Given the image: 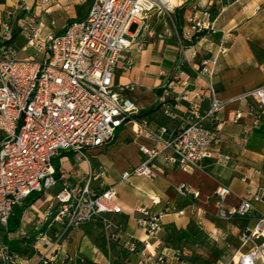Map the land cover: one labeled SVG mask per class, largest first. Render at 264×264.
<instances>
[{
	"label": "built area",
	"instance_id": "obj_1",
	"mask_svg": "<svg viewBox=\"0 0 264 264\" xmlns=\"http://www.w3.org/2000/svg\"><path fill=\"white\" fill-rule=\"evenodd\" d=\"M48 0H40L47 3ZM174 0H92L85 19L71 23L63 32L41 34L36 14L23 0L14 7L9 18L0 22V230L9 233V220L15 207L33 194L44 195L62 181L60 190L41 212L36 222L33 249L39 251L34 264H51L53 252L58 251L73 229L99 220L109 238L112 226L102 218L104 214H119L118 192L115 185L99 191L91 188L94 179L103 178L100 167H89L83 182L72 185L61 167L54 161L62 152H70L78 164L89 165L87 152L110 143L116 132L133 120L138 110L127 96L132 86L114 87V71L123 63L126 69L131 61L125 57L133 42L129 34L132 23L143 21L147 15L158 12L170 14ZM194 8L187 19L189 43L201 35H215L214 19L209 9ZM18 11L23 18H16ZM50 25H53L51 22ZM18 30L21 45L16 46L14 33ZM32 50L38 57L28 55ZM182 64L191 65L198 56L195 45L179 41ZM228 52L223 41L211 57L200 61L194 70L197 79L205 84L206 96L186 94L172 97L169 87L159 94L161 106L170 101L188 103L187 113L174 134L165 127L157 132L147 129L146 121L137 128L151 147L139 146L142 162L121 175V182L131 177L153 179L159 167H176L182 170L199 168L212 157L218 139L214 123L228 102L216 98L212 82L219 56ZM185 78L182 86H187ZM205 98L208 107L201 112ZM253 102L255 110L233 111L232 121L237 123L245 115L252 117V126L260 123L264 114V86L247 90L229 101ZM178 194L198 197L187 184H181ZM228 187L215 191L217 217L224 221L243 219L253 210L252 202L264 203V188H258L237 206L224 208L229 195ZM142 218L137 226L148 235L161 231L159 216L146 208H138ZM59 225V228H55ZM225 237V234H222ZM242 253H236L226 264H256L264 253V215L256 218L252 227L239 234ZM129 254H138L137 264H168L166 254L152 256L139 251L129 239L122 244ZM26 258L0 241V264H19ZM77 264H89L77 258Z\"/></svg>",
	"mask_w": 264,
	"mask_h": 264
},
{
	"label": "crops",
	"instance_id": "obj_2",
	"mask_svg": "<svg viewBox=\"0 0 264 264\" xmlns=\"http://www.w3.org/2000/svg\"><path fill=\"white\" fill-rule=\"evenodd\" d=\"M23 1L36 14L43 35L50 31L61 33L71 23L85 19L92 2L48 0L41 4L40 0ZM17 4L22 3L0 0V22L9 18ZM195 6L210 10L217 33L201 35L189 43L187 19L194 14ZM15 16L23 18L24 13L18 11ZM130 27H134L129 31L133 42L125 57L131 61V67L126 69L123 63L118 64L113 83L116 89L132 86L127 96L138 114L116 132L110 143L87 152L89 165L76 163L70 152H62L54 161V166L63 168L72 185L83 182L89 167L94 171L101 167L104 173L103 178L91 182L92 189L99 191L118 185L117 204L121 213L102 216L112 226L115 238L107 236L99 220L84 224L73 229L58 251L53 252L51 264H77V258L89 264H137L138 254H129L122 248L129 239L136 243L139 251L146 250L156 257L166 254L168 264H226L236 253L245 251L239 241L240 232L252 227L256 218L264 215V203L252 202L253 210L248 217L227 222L217 217L215 205V191L219 186L230 190L224 208L237 206L258 188H264V114L256 127L252 126V117L247 115L235 123L232 121L234 110L254 111L255 106L253 102L229 103L247 90L264 86V0H174L172 13L154 12ZM18 34L16 30V46L22 44ZM180 40L187 45L194 44L198 50L191 65L181 62ZM220 41L228 47V52L218 57L212 82L216 98L228 103L213 125L219 133L211 159L205 160L199 168L186 170L159 164L153 179L133 176L121 182L124 172L142 162L139 146H152L138 134V125L146 121L147 129L152 132L165 127L168 134H174L180 120L186 116L187 102L170 101L167 106H161V90L169 87L172 97L186 94L189 100L195 94L206 96L205 84L196 78L194 70L199 69L202 59L216 53ZM185 78H189L188 85L182 86ZM207 107L205 98L201 112ZM151 109L155 110L140 115ZM130 144L136 145L137 155L124 158L126 163L120 165L116 177L107 176L100 161L102 154H108L115 164L114 159H123L121 151ZM184 183L198 192L197 198L178 194V187ZM60 184L62 181L28 204L29 196L14 208L10 218H18V227L8 234L0 230V241L26 258V262L19 264H34L39 257V251L33 249L36 234L23 233L22 221L30 222L34 218L39 221L41 212L60 190ZM142 207L160 217L162 228L154 236L137 226V220L143 217L137 209ZM256 264H264V253Z\"/></svg>",
	"mask_w": 264,
	"mask_h": 264
},
{
	"label": "rangeland",
	"instance_id": "obj_3",
	"mask_svg": "<svg viewBox=\"0 0 264 264\" xmlns=\"http://www.w3.org/2000/svg\"><path fill=\"white\" fill-rule=\"evenodd\" d=\"M134 27H129V31H133ZM17 43L19 42L18 39L16 40ZM28 55L33 57H38L32 50H29L28 52L21 54L20 57H27ZM104 151V149L102 150ZM123 155V159H114L116 162L113 164L112 160L109 159V157L105 154H102L100 161L103 163L104 169L106 170L107 176L116 177L117 174H119L120 171V165L123 163H126V158L132 156L135 157L137 155V147L136 145L130 144L124 150L121 151ZM125 158V159H124ZM117 192H118V185L116 186ZM23 208V206H21ZM36 222L37 219H33L32 221L28 222L26 220L22 221L20 229L23 233H34L36 228Z\"/></svg>",
	"mask_w": 264,
	"mask_h": 264
},
{
	"label": "trees",
	"instance_id": "obj_4",
	"mask_svg": "<svg viewBox=\"0 0 264 264\" xmlns=\"http://www.w3.org/2000/svg\"><path fill=\"white\" fill-rule=\"evenodd\" d=\"M154 110H155V109H151V110H148V111L141 112L140 115L148 114V113H150V112H153ZM39 196H40V194H33V195H31V196L28 198V200H27L28 204H29L30 202L34 201L35 199H37ZM9 224H10V226H11V229H9V231H14V230L18 227V224H19V220H18V218H15L14 220L11 219ZM33 242H35V239H34Z\"/></svg>",
	"mask_w": 264,
	"mask_h": 264
}]
</instances>
